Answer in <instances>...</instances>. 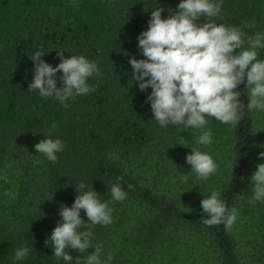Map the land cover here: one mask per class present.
<instances>
[{"label":"trees","instance_id":"obj_1","mask_svg":"<svg viewBox=\"0 0 264 264\" xmlns=\"http://www.w3.org/2000/svg\"><path fill=\"white\" fill-rule=\"evenodd\" d=\"M178 3L0 0V168L25 143L34 145L51 135L65 145L55 163L35 150V160L42 161L39 172L27 167L15 203L4 211L0 208V264H17L14 253L21 246L32 251L20 264H63L51 256L52 243L46 239L60 219L61 205L73 203L77 195L74 184L80 182L97 191L113 209L110 225L91 228L93 242L103 244L102 259L109 252L113 255L111 264H143L145 255L151 261L162 250L171 252L177 242L174 231L193 235L213 253L217 264H241L233 236L224 224L204 225L201 216L206 214L189 210L145 185L122 164L157 145H167L178 134L179 126L161 128L152 118L146 99L151 89L140 91L131 82L128 63L129 55L143 58L136 37L147 28L150 11L162 7V17H166ZM211 19L238 27L254 22V29H245L254 38L264 32V0H223L221 14ZM39 49L45 51L42 59L53 66L60 62L57 49H63L65 57L84 55L95 61L102 73L99 79L93 76L88 81L95 91L76 97L68 107L28 92L34 67L29 56ZM61 74H56L58 87ZM237 90L245 104L241 121L235 127L218 121L229 131V174L219 191L229 209H237L247 174L259 159L258 153L264 151L260 117L246 108L245 85ZM114 183L127 193L125 200L111 202L108 187ZM81 216L87 219L83 210ZM123 245L137 247L132 258L126 256L129 247L120 248ZM69 253L74 258L81 255L75 249Z\"/></svg>","mask_w":264,"mask_h":264},{"label":"clouds","instance_id":"obj_2","mask_svg":"<svg viewBox=\"0 0 264 264\" xmlns=\"http://www.w3.org/2000/svg\"><path fill=\"white\" fill-rule=\"evenodd\" d=\"M222 3L223 0H179L175 11L169 9L166 17H162L164 9L157 7L150 11L147 28L136 37L143 58L129 55L131 82L134 81L140 91L151 89L146 99L152 118L161 128L183 126L182 129H189L192 134L205 128L207 118L235 127L245 108L240 100L241 91L237 90L242 83L248 90L247 110L264 111V58H259L264 50V33L249 38L245 29H254V22L238 27L213 21L211 18L221 14ZM201 18L204 22L197 23ZM44 54L45 51L39 49L29 56L34 67L28 92H38L40 97L54 98L68 107L76 97L95 91L88 83L93 76L97 79L102 76L95 61L84 55L65 57L63 49H57L60 62L53 66L42 59ZM58 72L62 73L59 87ZM55 127L53 124L52 130ZM197 143L210 145L212 132H201ZM33 147L47 161L55 163L57 153L63 152L65 145L60 138L49 135ZM190 149L185 162L199 179L206 180L217 172L219 165L211 154ZM258 157L264 160V151H260ZM41 162L34 160L33 166ZM249 179L253 186L249 202L264 201V162L256 165ZM74 185L77 195L73 203L70 207L61 205L60 219L46 239L52 243L51 256L63 264H111L113 255L109 252L102 259L103 244L93 242L91 228L98 224L110 225L113 209L87 183ZM108 192L111 202H121L127 197L116 183L108 187ZM220 197L221 193L213 190L201 199L200 207L206 214L201 219L206 226L224 224L229 229L236 222L237 210L229 209ZM81 210L87 219L82 218ZM89 248L93 251L88 252ZM70 249L78 250L81 255L74 258ZM31 251L28 246L17 248L14 261L20 264Z\"/></svg>","mask_w":264,"mask_h":264},{"label":"rangeland","instance_id":"obj_3","mask_svg":"<svg viewBox=\"0 0 264 264\" xmlns=\"http://www.w3.org/2000/svg\"><path fill=\"white\" fill-rule=\"evenodd\" d=\"M264 33V32H263ZM259 58H264V50L259 53ZM260 117V124L264 127V111H255ZM208 123L204 129L195 130L192 134L179 126L178 134L168 139L167 145L155 146L139 157L123 160L122 164L137 175L142 183L153 187L165 194L181 206L194 212L203 213L200 201L204 196L210 195L213 190L220 191L222 180L229 174V131L213 118H207ZM212 132V143L202 146L197 143L201 132ZM186 132L187 134H185ZM199 149L211 154L219 165L216 173L208 179L201 180L190 171V165L185 162L186 154L191 149ZM35 149L31 143H25L21 152L14 155L0 168V208L6 210L15 203L16 196L22 187V177L27 167H32L39 172V165L33 166ZM264 162L256 159L252 169L246 177V189L241 194L237 206L236 222L229 228L241 264H264V201L250 203L253 195V186L249 177L256 169L258 163ZM140 211H136L139 213ZM177 237L176 247L167 253L162 250L155 259L148 260V255L143 258V264H217L213 253L209 252L203 244L188 232H173ZM166 243H164L165 245ZM129 246H120L125 250ZM136 246L131 245L126 256L133 257ZM139 259L142 258L136 255ZM151 262V263H150Z\"/></svg>","mask_w":264,"mask_h":264}]
</instances>
